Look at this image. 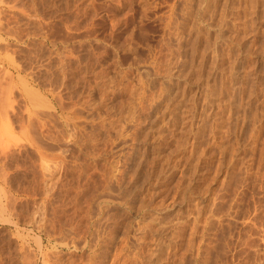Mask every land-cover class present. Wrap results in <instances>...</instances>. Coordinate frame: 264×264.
I'll return each instance as SVG.
<instances>
[{"label": "rangeland", "instance_id": "rangeland-1", "mask_svg": "<svg viewBox=\"0 0 264 264\" xmlns=\"http://www.w3.org/2000/svg\"><path fill=\"white\" fill-rule=\"evenodd\" d=\"M261 6L0 0V264H264Z\"/></svg>", "mask_w": 264, "mask_h": 264}, {"label": "bare ground", "instance_id": "bare-ground-1", "mask_svg": "<svg viewBox=\"0 0 264 264\" xmlns=\"http://www.w3.org/2000/svg\"><path fill=\"white\" fill-rule=\"evenodd\" d=\"M205 1V0H204ZM255 1V0H254ZM223 2V1H222ZM247 2V1H246ZM254 3V2H253ZM204 4V3H203ZM238 4V3H237ZM249 4V3H248ZM256 4V3H255ZM258 4V3H257ZM207 5V4H206ZM228 5V4H227ZM182 6V5H181ZM190 6V5H189ZM232 6V5H231ZM261 7H264V6H261ZM205 8V7H204ZM210 8V7H209ZM213 8V7H212ZM237 8H238V6H237ZM257 8V7H256ZM206 9V8H205ZM249 9V8H248ZM262 9V8H261ZM233 10V9H232ZM187 11V10H186ZM190 12V11H189ZM262 12V11H261ZM217 13V12H216ZM245 13V12H244ZM249 13H251V12H249ZM247 14V13H246ZM252 14V13H251ZM254 14V13H253ZM216 15V14H215ZM220 15V14H219ZM258 15V14H257ZM173 17V16H172ZM216 18V17H215ZM246 19V18H245ZM251 19V18H250ZM262 19V18H261ZM262 20H264V19H262ZM256 21V20H255ZM246 22V21H245ZM254 22V21H253ZM217 23V22H216ZM247 23H249V22H247ZM199 24V23H198ZM211 24V23H210ZM224 24V23H223ZM229 24V23H228ZM218 25V24H217ZM185 26V25H184ZM239 26V25H238ZM242 26V25H241ZM188 27V26H187ZM213 27V26H212ZM220 27V26H219ZM185 28V27H184ZM192 28V27H191ZM218 28V27H217ZM229 28H230V26H229ZM245 28V27H244ZM253 28V27H252ZM238 29V28H237ZM262 29H264V28H262ZM189 32V31H188ZM187 34V33H186ZM189 34V33H188ZM224 34V33H223ZM259 34V33H258ZM214 35V34H213ZM233 35V34H232ZM238 35V34H237ZM250 35V34H249ZM256 35V34H255ZM231 36V35H230ZM236 36V35H235ZM195 37V36H194ZM241 37V39H242V36H240ZM228 38V37H227ZM237 38V37H236ZM235 38V39H236ZM238 38H239V36H238ZM262 38V37H261ZM187 39V38H186ZM192 39V38H191ZM193 40V39H192ZM191 40V41H192ZM224 40V39H223ZM250 40V39H249ZM182 41V40H181ZM186 41V40H185ZM182 43V42H181ZM186 43V42H185ZM192 43V42H191ZM259 43V42H258ZM262 42H260V44H261ZM183 45V44H182ZM235 45V44H234ZM186 46V45H185ZM260 46V45H259ZM189 47V46H188ZM244 47V46H243ZM247 47V46H246ZM257 47H258V45H257ZM255 48V47H254ZM261 48H264V47H261ZM203 49H205V48H203ZM208 49V48H207ZM238 49V48H237ZM69 50V49H68ZM192 50H193V47H192ZM206 50V49H205ZM195 51V50H194ZM199 51V50H198ZM239 51V50H238ZM257 51V50H256ZM219 52V51H218ZM255 52V51H254ZM71 53V52H70ZM226 53V52H225ZM238 53V52H237ZM243 53V52H242ZM220 54V53H219ZM262 54V53H261ZM218 55V54H217ZM237 55V54H236ZM224 56V55H223ZM227 56H229V55H227ZM221 57V56H220ZM219 57V58H220ZM226 57V56H225ZM233 57V56H232ZM235 57V56H234ZM238 57V56H237ZM190 58H192V57H190ZM211 58V57H210ZM213 58V57H212ZM81 59V58H80ZM189 59V58H188ZM202 59V58H201ZM79 60V59H78ZM99 60V59H98ZM228 60V59H227ZM186 61V60H185ZM229 61V60H228ZM96 62V61H95ZM201 63V62H200ZM206 63V62H205ZM177 64V63H176ZM184 64V63H183ZM214 64V63H213ZM221 65V64H220ZM202 66V65H201ZM227 66V65H226ZM231 66V65H230ZM253 66V65H252ZM260 66V65H259ZM213 67V66H212ZM219 67V66H218ZM261 67V66H260ZM259 67V68H260ZM69 68V67H68ZM83 68V67H82ZM250 68V67H249ZM185 69V68H184ZM197 69V68H196ZM168 70V69H167ZM209 70H211V69H209ZM208 70V71H209ZM230 70V69H229ZM237 70V69H236ZM241 70V69H240ZM198 71V70H197ZM251 71V70H250ZM219 72H221V71H219ZM240 72V71H239ZM230 73V72H229ZM74 74V73H73ZM154 74V73H153ZM179 74V73H178ZM252 74V73H251ZM146 75V74H145ZM154 76V75H153ZM221 77V76H220ZM190 78V77H189ZM82 79V78H81ZM153 79V78H152ZM173 79V78H172ZM205 79V78H204ZM208 79V78H207ZM230 79H231V77H230ZM79 80V79H78ZM83 80V79H82ZM157 80V79H156ZM203 80V79H202ZM213 80V79H212ZM145 81V80H144ZM207 81V80H206ZM258 81V80H257ZM194 82V81H193ZM200 82V81H199ZM219 82H220V79H219ZM149 83V82H148ZM254 83V82H253ZM262 83V82H261ZM192 84V83H191ZM186 85V84H185ZM202 85V84H201ZM224 85V84H223ZM144 86V85H143ZM198 86V85H197ZM245 86H246V84H245ZM249 86V85H248ZM160 87V86H159ZM231 87V86H230ZM260 87V86H259ZM172 88V87H171ZM197 88V87H196ZM199 89V88H198ZM220 89V88H219ZM229 89V88H228ZM233 89V88H232ZM205 90V89H204ZM196 91V90H195ZM200 91V90H199ZM231 91V90H230ZM233 91V90H232ZM247 92V91H246ZM103 93V92H102ZM211 93V92H210ZM220 93V92H219ZM235 93V92H234ZM257 93V92H256ZM25 94H27V92L25 93ZM247 94V93H246ZM35 95H37V93L35 92ZM77 95V94H76ZM103 95V94H102ZM188 95V94H187ZM212 95H213V93H212ZM28 96V95H27ZM38 96L40 97V95L38 94ZM176 96V95H175ZM190 96V95H189ZM166 97V96H165ZM203 97V96H202ZM206 97V96H205ZM251 97V96H250ZM28 98V97H27ZM31 98V97H30ZM41 98V97H40ZM59 98V97H58ZM168 98V97H167ZM207 98V97H206ZM231 98V97H230ZM252 98V97H251ZM176 99V98H175ZM193 99V98H192ZM248 99V98H247ZM31 100V99H30ZM36 100V99H35ZM35 100H34V102H35ZM208 100V99H207ZM31 101H33V100H31ZM42 101V100H41ZM43 101H45L44 99H43ZM192 101V100H191ZM200 101V100H199ZM203 101V100H202ZM209 101V100H208ZM33 102V103H34ZM37 102V101H36ZM168 102V101H167ZM166 102V103H167ZM236 102V101H235ZM32 103V102H31ZM40 103V102H39ZM64 103V102H63ZM160 103V102H159ZM204 103V102H203ZM223 103V102H222ZM43 104H44V102H43ZM191 104V103H190ZM201 104V103H200ZM213 104V103H212ZM248 104V103H247ZM31 105V104H30ZM37 105V104H36ZM39 105V104H38ZM143 105V104H142ZM193 105V104H192ZM205 105V104H204ZM210 105V104H209ZM215 105V104H214ZM34 106V105H33ZM41 106H45V105H41ZM40 106V107H41ZM139 106V105H138ZM208 106V105H207ZM231 106V105H230ZM39 107V106H38ZM63 107V106H62ZM65 107V106H64ZM144 107V106H143ZM167 107V106H166ZM184 107V106H183ZM234 107V106H233ZM32 108V107H31ZM59 108H60V106H59ZM201 108V107H200ZM247 108V107H246ZM35 109V108H34ZM47 109V108H46ZM54 109V108H53ZM222 109V108H221ZM3 110V109H2ZM48 110H49V107H48ZM187 110H188V108H187ZM193 110V109H192ZM208 110V109H207ZM38 111V110H37ZM164 111V110H163ZM189 111H191V110H189ZM204 111V110H203ZM26 112V111H25ZM138 112V111H137ZM177 112V111H176ZM239 112H240V110H239ZM45 113H46V111H45ZM3 114H5L4 113V111H3ZM36 114V113H35ZM40 114V113H39ZM189 114V113H188ZM51 115V114H50ZM207 115V114H206ZM230 115V114H229ZM16 116V115H15ZM54 116V115H53ZM208 116V115H207ZM214 116V115H213ZM220 116V115H219ZM224 116V115H223ZM253 116H255V115H253ZM7 117V116H6ZM52 116H50V118H51ZM248 117V116H247ZM252 117V116H251ZM139 118V117H138ZM144 118V117H143ZM191 118V117H190ZM215 118H216V116H215ZM184 119V118H183ZM8 120V119H7ZM133 120V119H132ZM186 120V119H185ZM29 121V120H28ZM48 121V120H47ZM201 121V120H200ZM221 121H222V119H221ZM215 123V122H214ZM226 123V122H225ZM50 124V123H49ZM222 124V123H221ZM173 125V124H172ZM182 125V124H181ZM183 125H185V124H183ZM40 126V125H39ZM66 127H67V125H66ZM189 128V127H188ZM74 129V128H73ZM155 129V128H154ZM82 130V129H81ZM150 130V129H149ZM158 130V129H157ZM199 130V129H198ZM153 131V130H152ZM156 131V130H155ZM134 132V131H133ZM195 133V132H194ZM133 134V133H132ZM145 134V133H144ZM155 134H157V133H155ZM172 134V133H171ZM189 134V133H188ZM217 134V133H216ZM93 135V134H92ZM161 136V135H160ZM173 136V135H172ZM145 137V136H144ZM150 137V136H149ZM43 138V137H42ZM164 138V137H163ZM187 138V137H186ZM49 139V138H48ZM176 140V139H175ZM48 141V140H47ZM56 141V140H55ZM93 141V140H92ZM167 141V140H166ZM58 142V141H57ZM153 143V142H152ZM188 143V142H187ZM35 144V143H34ZM196 144V143H195ZM198 144V143H197ZM50 145V144H49ZM193 145V144H192ZM74 147V146H73ZM178 147V146H177ZM42 148V147H41ZM187 148V147H186ZM190 149V148H189ZM78 150V149H77ZM81 150V149H80ZM45 151V150H44ZM138 151V150H137ZM172 151V150H171ZM174 151V150H173ZM192 151V150H191ZM195 151V150H194ZM42 153V152H41ZM41 153H40V155H41ZM171 153V152H170ZM173 153V152H172ZM157 154V153H156ZM196 154V153H195ZM36 155V154H35ZM162 155V154H161ZM182 155V154H181ZM44 156V155H43ZM147 156V155H146ZM50 157V156H49ZM138 157V156H137ZM159 157V156H158ZM162 157V156H161ZM166 157V156H165ZM142 159V158H141ZM177 159V158H176ZM187 159V158H186ZM185 159V160H186ZM189 159V158H188ZM135 160V159H134ZM145 160V159H144ZM147 160V159H146ZM179 160V159H178ZM181 160V159H180ZM193 160V159H192ZM148 161V160H147ZM161 161V160H160ZM182 161V160H181ZM40 162H41V159H40ZM43 162V161H42ZM167 162V161H166ZM175 162V161H174ZM39 163V162H38ZM44 163V162H43ZM138 163V162H137ZM140 163V162H139ZM47 164H48V162H47ZM41 165H42V163H41ZM44 165V164H43ZM133 165V164H132ZM135 165V164H134ZM148 165H149V163H148ZM161 165V164H160ZM172 165V164H171ZM55 166V165H54ZM192 166V165H191ZM145 167V166H144ZM150 167V166H149ZM157 167H158V165H157ZM1 168V167H0ZM39 168V167H38ZM174 168V167H173ZM146 169V168H145ZM34 170V169H33ZM49 170V169H48ZM38 171H40L39 169H38ZM47 171V170H46ZM45 173V172H44ZM127 173V172H126ZM148 173V172H147ZM152 173V172H151ZM52 174V173H51ZM153 174V173H152ZM46 175V174H45ZM49 175V174H48ZM157 175V174H156ZM5 176V175H4ZM35 176V175H34ZM127 176V175H126ZM185 176V175H184ZM45 177V176H44ZM144 177V176H143ZM142 177V178H143ZM146 177V176H145ZM148 177V176H147ZM146 177V178H147ZM181 177V176H180ZM41 178H42V176H41ZM127 178V177H126ZM185 178V177H184ZM113 179V178H112ZM119 179V178H118ZM116 180V179H115ZM175 180H177V179H175ZM4 181H5V178H4ZM163 181V180H162ZM161 181V182H162ZM45 182V181H44ZM88 182V181H87ZM160 182V181H159ZM105 183V182H104ZM112 183V182H111ZM140 183V182H139ZM113 184V183H112ZM188 186V185H187ZM120 188V187H119ZM1 189V188H0ZM109 189V188H108ZM115 189V188H114ZM166 189V188H165ZM164 189V190H165ZM181 189V188H180ZM103 190V189H102ZM120 190V189H119ZM149 190V189H148ZM163 190V189H162ZM186 190V189H185ZM49 191V190H48ZM92 191V190H91ZM97 191V190H96ZM111 191V190H110ZM146 191V190H145ZM116 192V191H115ZM150 192V191H149ZM157 192V191H156ZM194 192V191H193ZM48 193V192H47ZM82 193V192H81ZM108 193V192H107ZM116 193H118V192H116ZM160 193V192H159ZM51 194V193H50ZM76 194V193H75ZM80 194V193H79ZM78 194V195H79ZM106 194V193H105ZM115 194V193H114ZM194 194V193H193ZM47 195V194H46ZM111 195H112V192H111ZM151 195V194H150ZM180 195V194H179ZM107 196V195H106ZM118 196V195H117ZM172 196V195H171ZM174 196V195H173ZM176 196V195H175ZM115 197V196H114ZM127 197V196H126ZM132 197V196H131ZM134 197V196H133ZM79 198V197H78ZM141 198V197H140ZM173 198V197H172ZM124 199H126L125 197H124ZM183 199V198H182ZM187 200V199H186ZM192 200V199H191ZM201 200V199H200ZM42 202H44V201H42ZM118 202V201H117ZM135 202V201H134ZM143 202H145V201H143ZM161 202V201H160ZM173 202V201H172ZM183 202V201H182ZM187 202V201H186ZM192 202V201H191ZM122 203V202H121ZM159 203V202H158ZM8 204V203H7ZM136 204V203H135ZM187 204V203H186ZM193 204H195V203H193ZM75 205V204H74ZM156 205V204H155ZM87 206V205H86ZM137 206V205H136ZM150 206V205H149ZM106 207V206H105ZM130 207V206H129ZM195 207V206H194ZM199 207V206H198ZM60 208V207H59ZM80 208V207H79ZM86 208H88V207H86ZM127 208V207H126ZM138 208H140V207H138ZM144 208V207H143ZM147 208V207H146ZM152 208V207H151ZM6 209V208H5ZM78 209V208H77ZM142 209V208H141ZM159 209H160V207H159ZM196 210H197V208H195ZM155 210V209H154ZM78 211V210H77ZM85 211V210H84ZM163 211V210H162ZM59 212V211H58ZM64 212V211H63ZM86 213H87V211H85ZM94 212V211H93ZM155 212H156V210H155ZM197 212V211H196ZM123 213V212H122ZM203 213V212H202ZM74 214V213H73ZM127 214V213H126ZM129 214V213H128ZM147 214V213H146ZM151 214V213H150ZM106 215V214H105ZM142 215V214H141ZM152 215V214H151ZM198 215V214H197ZM72 216V215H71ZM109 216V215H108ZM164 216V215H163ZM200 216V215H199ZM203 216V215H202ZM81 217V216H80ZM84 217V216H83ZM102 217H104V216H102ZM126 217V216H125ZM168 217V216H167ZM195 217V216H194ZM105 218H107V217H105ZM148 218V217H147ZM197 218V217H196ZM195 218V219H196ZM108 219V218H107ZM122 219H123V217H122ZM158 219V218H157ZM194 219V220H195ZM71 220V219H70ZM132 220V219H131ZM80 221V220H79ZM6 222V221H5ZM160 222V221H159ZM171 222V221H170ZM200 222V221H199ZM99 223V222H98ZM97 223V224H98ZM127 223V222H126ZM151 223V222H150ZM206 223V222H205ZM52 224V223H51ZM57 224V223H56ZM71 224V223H70ZM14 225V224H13ZM47 225V224H46ZM50 225V224H49ZM59 225H61V224H59ZM138 225V224H137ZM144 225H146V224H144ZM143 225V226H144ZM195 225H196V223H195ZM54 226V225H53ZM67 226V225H66ZM125 226H127V225H125ZM193 225H191V227H192ZM55 227V226H54ZM60 227V226H59ZM62 227V226H61ZM147 227V226H146ZM145 227V228H146ZM186 227V226H185ZM190 227V228H191ZM142 228V227H141ZM187 228V227H186ZM189 228V227H188ZM195 228V227H194ZM67 229V228H66ZM69 229V228H68ZM95 229V228H94ZM125 229V228H124ZM148 229H150V228H148ZM160 229V228H159ZM182 229V228H181ZM62 230V229H61ZM76 230V229H75ZM93 230V229H92ZM174 230V229H173ZM180 230V229H179ZM195 230V229H194ZM48 231V230H47ZM50 231V230H49ZM52 231V230H51ZM126 232L127 230H123V232ZM157 231V230H156ZM176 231V230H175ZM190 231V230H189ZM45 232V231H44ZM191 232V231H190ZM96 233V232H95ZM111 233V232H110ZM145 233V232H144ZM154 233V232H153ZM179 233V232H178ZM171 234V233H170ZM49 235V234H48ZM55 235H56V233H55ZM80 235V234H79ZM107 235V234H106ZM124 235V234H123ZM191 235V234H190ZM51 236V235H50ZM151 236V235H150ZM172 236V235H171ZM38 237V236H37ZM68 238V237H67ZM90 238V237H89ZM121 238V237H120ZM140 238V237H139ZM18 239V238H17ZM109 239V238H108ZM164 239V238H163ZM173 239V238H172ZM185 239H187L186 237H185ZM72 240V239H71ZM82 240V239H81ZM69 241V240H68ZM84 241V240H83ZM146 241V240H145ZM150 241V240H149ZM194 241V240H193ZM114 242V241H113ZM153 242V241H152ZM174 242V241H173ZM36 243V242H35ZM78 243V242H77ZM108 243V242H107ZM167 243V242H166ZM187 243H189V242H187ZM37 244V243H36ZM121 244V243H120ZM123 244V243H122ZM125 244V243H124ZM162 244V243H161ZM177 244V243H176ZM73 245H75V244H73ZM129 245V244H128ZM189 245V244H188ZM69 246V245H68ZM76 246V245H75ZM79 246V245H78ZM166 246V245H165ZM165 246H164V248H165ZM182 246V245H181ZM93 247V246H92ZM136 247V246H135ZM158 247V246H157ZM188 247V246H187ZM115 248V247H114ZM27 249V248H26ZM92 249V248H91ZM100 249H101V247H100ZM188 249V248H187ZM124 250V249H123ZM159 250V249H158ZM30 251V250H29ZM40 251V250H39ZM57 251V250H56ZM120 251V250H119ZM164 251V250H163ZM23 252V251H22ZM32 252V251H31ZM71 252V251H70ZM100 252V251H99ZM135 252V251H134ZM159 252V251H158ZM27 253V252H26ZM46 253V252H45ZM96 253V252H95ZM105 253H106V251H105ZM17 254V253H16ZM32 254H33V252H32ZM128 254V253H127ZM152 254V253H151ZM55 255V254H54ZM157 255V254H156ZM155 255V256H156ZM3 256V255H2ZM32 256V255H31ZM110 256H111V254H110ZM131 256V255H130ZM160 256V255H159ZM166 257V256H165ZM26 258V257H25ZM48 258V257H47ZM61 258V257H60ZM114 258V257H113ZM142 258V257H141ZM127 259V258H126ZM16 260V259H15ZM26 260H27V258H26ZM85 260V259H84ZM163 260H164V258H163ZM25 261V260H24ZM23 261V262H24ZM61 261V260H60ZM73 261V260H72ZM114 261V260H113ZM140 261V260H139ZM161 261V260H160ZM27 262V261H26ZM44 263H45V261H43ZM88 262V261H87ZM43 263V264H44ZM72 263V262H71ZM90 263V262H89ZM125 263V262H124ZM151 263V262H150ZM24 264V263H23ZM27 264V263H26ZM110 264V263H109ZM122 264H123V262H122Z\"/></svg>", "mask_w": 264, "mask_h": 264}]
</instances>
